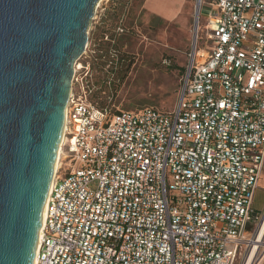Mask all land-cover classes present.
<instances>
[{"label": "built area", "instance_id": "obj_1", "mask_svg": "<svg viewBox=\"0 0 264 264\" xmlns=\"http://www.w3.org/2000/svg\"><path fill=\"white\" fill-rule=\"evenodd\" d=\"M193 1L173 112L93 107L76 64L34 264H264V0Z\"/></svg>", "mask_w": 264, "mask_h": 264}, {"label": "water", "instance_id": "obj_2", "mask_svg": "<svg viewBox=\"0 0 264 264\" xmlns=\"http://www.w3.org/2000/svg\"><path fill=\"white\" fill-rule=\"evenodd\" d=\"M100 0H0V264H34L74 66Z\"/></svg>", "mask_w": 264, "mask_h": 264}, {"label": "rangeland", "instance_id": "obj_3", "mask_svg": "<svg viewBox=\"0 0 264 264\" xmlns=\"http://www.w3.org/2000/svg\"><path fill=\"white\" fill-rule=\"evenodd\" d=\"M145 0H100L88 30V46L77 61L86 100L111 112L175 110L195 30L192 0L171 21H156ZM162 12L163 4L153 7ZM204 22L200 21V27ZM252 210L264 211V171Z\"/></svg>", "mask_w": 264, "mask_h": 264}, {"label": "crops", "instance_id": "obj_4", "mask_svg": "<svg viewBox=\"0 0 264 264\" xmlns=\"http://www.w3.org/2000/svg\"><path fill=\"white\" fill-rule=\"evenodd\" d=\"M158 3L163 4L164 9L162 12L156 11L153 8L154 6H157ZM192 3L194 6L193 0H192ZM182 6L183 5H182L181 0H145L143 9L147 12L149 16L154 18L156 21L168 22V21H171L176 16V14L181 11ZM191 47H192V43H191ZM261 178H262V174H261L259 181L261 180ZM258 188L259 187L257 185V189Z\"/></svg>", "mask_w": 264, "mask_h": 264}, {"label": "bare ground", "instance_id": "obj_5", "mask_svg": "<svg viewBox=\"0 0 264 264\" xmlns=\"http://www.w3.org/2000/svg\"><path fill=\"white\" fill-rule=\"evenodd\" d=\"M75 67H76V65L74 66V68H75ZM78 69H79V67H78ZM62 142H63V137H62L61 144H60V147H59L58 156H59L60 151H61V145H62ZM57 158H58V157H57ZM56 167H57V162H56V164H55V169H56ZM45 204H46V202H45ZM44 210H45V206H44V209H43V215H44Z\"/></svg>", "mask_w": 264, "mask_h": 264}]
</instances>
